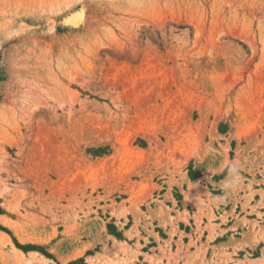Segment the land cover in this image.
Masks as SVG:
<instances>
[{"label": "rangeland", "instance_id": "rangeland-1", "mask_svg": "<svg viewBox=\"0 0 264 264\" xmlns=\"http://www.w3.org/2000/svg\"><path fill=\"white\" fill-rule=\"evenodd\" d=\"M227 164L234 204L264 187V0H0V230L17 248L139 263V244L109 243L120 204L145 215L157 183Z\"/></svg>", "mask_w": 264, "mask_h": 264}, {"label": "crops", "instance_id": "crops-1", "mask_svg": "<svg viewBox=\"0 0 264 264\" xmlns=\"http://www.w3.org/2000/svg\"><path fill=\"white\" fill-rule=\"evenodd\" d=\"M218 134L226 135L221 132ZM228 166L227 164L213 171L210 176L211 181L201 176L206 172L203 169L199 170L198 177L200 178L196 180H192L187 171H184L190 183L184 178L182 189L178 184L169 186V181L166 179L157 183L159 188L155 189L153 199L158 203L153 202V206H150L151 209L141 208L145 215L138 213L137 217L132 211L124 215V209L118 216V218L122 216L121 223L125 226L121 229L119 225L124 240L119 239L115 234H108L109 243L123 244L122 247L127 243L133 250H136L137 244H139L137 253L139 263L135 261L130 264H238V260H245L246 252L252 255L254 251H262L264 239L259 235H255L256 243L247 244L244 248L239 246L242 243L237 240L250 241L253 237L248 234L252 232L257 234L261 231V226H264V197L258 192L261 189L264 190V187L253 186L252 189L239 190L236 195L239 201L234 204V197L230 196L228 187L223 185L228 183L230 174H226L219 180H214L216 175L225 173ZM201 179L202 181H200ZM196 182H199L198 186L206 187L209 190L211 189L210 185L215 184V189L221 190V192L211 193L212 195L207 198L204 196L205 191L199 188L203 193L199 199L196 195L197 185L195 186L197 188L193 190L190 187V184H196ZM249 184V182H244L245 186ZM251 190L254 192L252 193ZM175 192L180 193V199L175 197ZM124 200L129 201L130 197ZM127 206L131 207L130 204ZM7 207L9 208V205ZM135 207L134 204V210H136ZM151 210H158L156 214L163 216L162 220L157 215L153 217ZM7 216L4 207L0 206V222ZM0 233L7 234L2 230ZM5 244L9 252L13 254L11 243ZM30 252L33 250L28 253L24 252L25 256L28 257ZM35 252L39 256L45 257L39 251ZM236 255H239L238 258ZM95 256L88 257L94 258ZM88 257H85L84 262L91 264ZM78 258L80 256L67 259L58 258V260L68 263ZM203 258H205V262H203ZM248 258L253 261V264H257L255 262L261 259V256Z\"/></svg>", "mask_w": 264, "mask_h": 264}, {"label": "bare ground", "instance_id": "bare-ground-1", "mask_svg": "<svg viewBox=\"0 0 264 264\" xmlns=\"http://www.w3.org/2000/svg\"><path fill=\"white\" fill-rule=\"evenodd\" d=\"M80 20H81V15H80V13H74L73 15H71L70 17H68L67 18V23L68 24H71V25H74V26H76V25H78L79 24V22H80ZM93 137V136H92ZM92 137H90L89 136V142L91 143V142H94V143H102V142H100V140L99 139H97V138H94V139H92ZM240 160V159H239ZM187 163V161L185 160L183 163H181V165H180V167H184V165ZM241 164L239 163V161L238 162H235V166L236 167H238V166H240ZM145 199H143V198H136V199H134V204H135V208H136V210H138L139 209V205H140V203H142L143 201H144ZM161 204V203H160ZM162 205V204H161ZM162 206H164V205H162ZM10 207V209H15V210H17V205L16 204H12V205H10L9 206ZM124 208H125V204L124 203H121L120 204V206H119V208L117 209V211H115V215L116 216H120V213L121 212H123L124 211ZM151 209V208H150ZM165 209H167L166 207H165ZM156 211H158V210H151V214H153V217H154V215L156 216L157 215V217H160L161 218V220H162V218H163V216H158V214H156L157 212ZM168 217H169V215H168ZM2 220V222L3 223H5V224H8L9 223V220H7L6 218H2L1 219ZM15 231V230H14ZM17 234V233H16ZM21 234V233H20ZM22 235V234H21ZM28 235V234H27ZM25 236V235H24ZM18 237H20V236H18ZM20 239V238H19ZM21 239L24 241V240H26L25 238H22L21 237ZM38 239V238H37ZM40 239V238H39ZM35 240V239H34ZM42 241V240H41ZM5 243H11V245H12V248H13V261L12 262H10L9 260H8V257H7V255L4 253V251H3V249L1 248V246H4L5 245ZM0 259L4 262V264H48V259H46L45 257H42V256H39L35 251H33V252H30V254H29V256L28 257H26L25 256V253L21 250V249H19V248H17L12 242H11V238H10V236L8 235V234H3V233H0ZM67 259V258H66ZM105 261V260H104ZM91 264H96L97 263V260L96 259H94V258H91L90 259V261H89ZM122 263V261L121 262H117V261H114V264H121ZM123 263H125V262H123ZM122 263V264H123ZM106 264H107V262H106Z\"/></svg>", "mask_w": 264, "mask_h": 264}, {"label": "trees", "instance_id": "trees-1", "mask_svg": "<svg viewBox=\"0 0 264 264\" xmlns=\"http://www.w3.org/2000/svg\"><path fill=\"white\" fill-rule=\"evenodd\" d=\"M2 228V227H1ZM3 230H5L4 228H2ZM6 231V230H5ZM113 232V231H112ZM18 247L19 248H23L22 246H20V245H18ZM24 249V248H23ZM30 250H36V248H34V247H31V249ZM49 257H50V255H49Z\"/></svg>", "mask_w": 264, "mask_h": 264}]
</instances>
